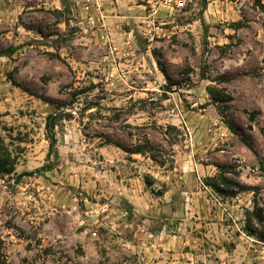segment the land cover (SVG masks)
<instances>
[{
  "label": "rangeland",
  "instance_id": "rangeland-1",
  "mask_svg": "<svg viewBox=\"0 0 264 264\" xmlns=\"http://www.w3.org/2000/svg\"><path fill=\"white\" fill-rule=\"evenodd\" d=\"M180 1L0 0V264H264V0Z\"/></svg>",
  "mask_w": 264,
  "mask_h": 264
},
{
  "label": "trees",
  "instance_id": "trees-1",
  "mask_svg": "<svg viewBox=\"0 0 264 264\" xmlns=\"http://www.w3.org/2000/svg\"><path fill=\"white\" fill-rule=\"evenodd\" d=\"M160 69H161L162 74L166 78H168L165 70H163V68H160ZM225 99H227V100H225V102L229 101L228 100L229 98H225ZM60 116L61 115H59L58 113L50 114V115H48L46 122H45V131L47 134V140H48V144H49V154L50 155L53 153L55 154L56 137L54 134V128L56 126V122L58 120H60ZM227 126H228V129L232 133L237 134L235 129L232 127V125L227 124ZM136 153H141V150H138ZM44 169H46V168L44 167L41 170H44ZM12 172H13V168H12V165L10 164V162L8 160L7 153L3 154L0 152V174H3V173L4 174H10ZM23 175H31V173L22 174L21 176H23ZM228 184H230V181L224 178V185H228ZM214 189L218 190V188H216V187H214Z\"/></svg>",
  "mask_w": 264,
  "mask_h": 264
},
{
  "label": "built area",
  "instance_id": "built-area-1",
  "mask_svg": "<svg viewBox=\"0 0 264 264\" xmlns=\"http://www.w3.org/2000/svg\"><path fill=\"white\" fill-rule=\"evenodd\" d=\"M94 1V3H95V5H96V8L98 9V10H100V8H102V6H103V0H93ZM184 0H182V1H180V2H177L176 4H175V9H181L182 7H184V2H183Z\"/></svg>",
  "mask_w": 264,
  "mask_h": 264
}]
</instances>
